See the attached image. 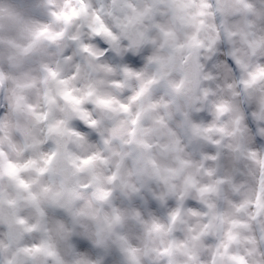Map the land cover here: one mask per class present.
<instances>
[{"label": "clouds", "instance_id": "9594fccd", "mask_svg": "<svg viewBox=\"0 0 264 264\" xmlns=\"http://www.w3.org/2000/svg\"><path fill=\"white\" fill-rule=\"evenodd\" d=\"M0 264H264V0H0Z\"/></svg>", "mask_w": 264, "mask_h": 264}]
</instances>
